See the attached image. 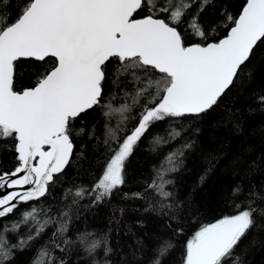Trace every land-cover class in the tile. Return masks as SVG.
Segmentation results:
<instances>
[{
	"label": "snow or ice",
	"instance_id": "obj_1",
	"mask_svg": "<svg viewBox=\"0 0 264 264\" xmlns=\"http://www.w3.org/2000/svg\"><path fill=\"white\" fill-rule=\"evenodd\" d=\"M209 6L215 10L216 0H0V141H13L17 161L0 173V264H14L24 251L33 252L29 264H164L190 206L176 177L200 147L203 129L191 120L220 107L264 45V0H243L236 15L222 9L215 25L201 19ZM220 28L226 30L222 37L210 34ZM22 61L32 65L35 83L18 91ZM109 83L122 92L118 107ZM256 100L264 111V96ZM97 108L107 109L105 117L120 116L115 129L106 125L99 175L90 185L62 188L49 202L72 162L74 140L86 131L75 121L83 125L82 117ZM233 115L230 109L214 126ZM131 120L136 123L129 129ZM159 123L166 124V135L153 134L152 151L159 155L157 149L179 143L139 178L140 191L123 192L121 199L142 201L143 212L163 223L145 233L152 247L128 225L123 234L132 243L114 248L111 225L125 208L111 205L106 231L89 230L88 216L128 186L127 166ZM223 157L222 151L204 157L200 185ZM250 176H259V183L232 189L233 214L201 225L186 240L182 264H250L248 252L264 248V153L248 162ZM21 205L28 207L18 212ZM135 223L147 227L144 220Z\"/></svg>",
	"mask_w": 264,
	"mask_h": 264
},
{
	"label": "trees",
	"instance_id": "obj_2",
	"mask_svg": "<svg viewBox=\"0 0 264 264\" xmlns=\"http://www.w3.org/2000/svg\"><path fill=\"white\" fill-rule=\"evenodd\" d=\"M242 3L243 0H216L215 10L209 6L201 14V19L215 25L220 19L222 9L227 8L231 14L236 15ZM192 11H195V7ZM210 34L219 38L226 34V30L220 28ZM17 67L16 89L19 91L24 86L34 84L35 75H33V68L30 63L22 61ZM249 70H251V78L247 75ZM128 87L130 89L131 85ZM107 88L109 91L117 92L118 99L113 101V105L118 107L123 102L119 98L122 96L120 88H114L111 83L108 84ZM258 96H264V45H260L255 50V55L246 65L245 71L241 73V78L223 97L220 107L205 115L202 121L191 120L192 127L199 125L203 129L199 136L200 147L189 155L186 162L187 168L176 177L179 195L182 199L187 197L190 206H187L183 221H179L184 229L183 234L175 237V250L164 260V264H182L181 257L185 242L201 225L213 223L224 215L233 214L230 201L233 199L231 192L235 185L242 182L247 190L250 183H259V176L245 177L248 162L264 153V111L260 110L256 100ZM230 109L234 111L231 122L226 120L223 125L214 126ZM250 109L253 110L250 111ZM106 110L97 108L95 111H90L82 117L85 122L83 125L81 120L75 121V128L83 126L86 131L83 136L74 140L75 148L72 162L60 177L61 183L53 189L52 196L47 198L49 202L59 197L62 188L70 185H90L94 176L99 175L102 160L107 156L103 144L107 133L106 125L115 129L120 120L119 115L103 116L102 111ZM134 114L135 110L133 111ZM135 123V120L129 121L127 128L130 129ZM237 124L238 128L235 126ZM93 126L95 127L93 128ZM165 129L166 124L159 123L142 139L127 166L128 186L123 188L121 192L114 194L108 206H100L95 217L88 216L87 227L89 230L106 231L109 218L112 216L111 205L125 208L123 217L119 213L116 214V220L119 223L111 225L113 228L111 244L114 248L117 247V242L120 245L132 243V236L123 234L125 226L128 225L132 227L137 236H142L149 247H152L153 241L149 240V235H145V233L151 234L156 230L158 223H163L143 212L144 204L142 201H124L121 196L123 192L140 191L143 185L138 182L139 178L147 177L151 166L179 143L177 141L157 149L159 155H156L152 151L154 145L150 143V140L158 130L161 135H166ZM89 132L95 133L92 139H89ZM118 135H123V133H118ZM185 135H190V132L185 133ZM12 144L13 141L10 140L0 141V173L12 171L17 164L14 148L9 147ZM249 149H253V151L249 152ZM214 151H222L224 157L216 164L214 171L208 174L204 183L200 185L199 178L204 174V169L207 167L204 157ZM239 199H243V197ZM27 207V205H21L18 212L27 209ZM16 218L17 216L13 215L7 220L11 221ZM137 220H144L147 227L144 229L138 227L135 223ZM76 227H83V225L78 224ZM12 239L14 240L15 237ZM259 239L264 241V232L259 233ZM247 243V239L244 240L241 247ZM123 251L127 252L128 248L125 246ZM32 255L33 252L30 251L18 253L14 264H29ZM149 255L151 254L149 253ZM113 259L115 260V257ZM247 259L250 264H264V248L250 250Z\"/></svg>",
	"mask_w": 264,
	"mask_h": 264
},
{
	"label": "water",
	"instance_id": "obj_3",
	"mask_svg": "<svg viewBox=\"0 0 264 264\" xmlns=\"http://www.w3.org/2000/svg\"><path fill=\"white\" fill-rule=\"evenodd\" d=\"M7 191H11V189H8ZM0 194H3V193H0Z\"/></svg>",
	"mask_w": 264,
	"mask_h": 264
}]
</instances>
